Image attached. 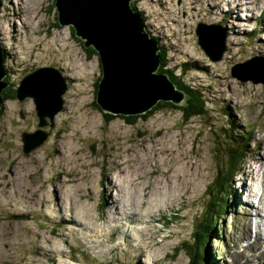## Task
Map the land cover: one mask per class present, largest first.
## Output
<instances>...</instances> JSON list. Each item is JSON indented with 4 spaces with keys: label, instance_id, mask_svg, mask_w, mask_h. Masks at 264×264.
Returning <instances> with one entry per match:
<instances>
[{
    "label": "rangeland",
    "instance_id": "obj_1",
    "mask_svg": "<svg viewBox=\"0 0 264 264\" xmlns=\"http://www.w3.org/2000/svg\"><path fill=\"white\" fill-rule=\"evenodd\" d=\"M134 10L141 14L145 31L166 51L165 74L200 89L208 116L185 123L178 110L156 111L130 126L120 115L105 114L95 102V84L101 77L98 54L85 51L72 27L59 26L55 0H0L6 74L0 80L8 83L0 108V264H27L24 258L34 264H189L183 247L191 240L193 226L202 215L214 221L212 197L206 193L216 175L212 133L224 128L229 134L232 126L252 139L242 173L224 187L223 220L203 264H264V221L256 224L254 218L249 238L243 237L245 197L238 181L248 165L258 174L259 187L264 179V74L256 75L258 83H243L231 75L235 65L264 57V0H139ZM200 23L214 27L206 33L225 34L227 52L220 62H211L198 45L195 30ZM43 67L60 70L65 79L46 71L26 91L42 80L52 82L55 91L67 88L53 122L45 119L40 125L34 99L18 101L15 89ZM42 100L48 110L51 99ZM38 132L35 139L48 134L46 141L24 154L22 135ZM128 179L126 198L141 195L144 184L149 192L141 198V207L138 201L136 212L146 210L154 198L159 197V205L122 226L119 193L108 182ZM248 183L255 184L252 179ZM113 206L121 223L108 217ZM72 215L82 226L67 221ZM254 232H260L262 242L256 252L246 250L255 241ZM34 236L37 244L29 239ZM33 248L40 257L47 252L44 259L31 260Z\"/></svg>",
    "mask_w": 264,
    "mask_h": 264
},
{
    "label": "water",
    "instance_id": "obj_2",
    "mask_svg": "<svg viewBox=\"0 0 264 264\" xmlns=\"http://www.w3.org/2000/svg\"><path fill=\"white\" fill-rule=\"evenodd\" d=\"M136 1L138 0H55L59 26L72 27L74 35L83 41L84 48L92 47L98 54L101 80L95 102L106 114L142 115L160 101L176 106L185 104L184 92L178 89L165 73L159 72L160 48L156 40L145 31L141 14L132 8L131 3ZM212 28L214 27L200 23L195 34L197 43L205 55L211 62L217 63L223 59L227 46L225 34L206 33V30ZM1 57L3 58V54L0 49V79L6 76ZM236 69L247 70L250 74L237 73ZM44 71L55 72L62 81L64 80L60 70L38 69L19 82L15 95L20 102L26 96L34 99L40 125L46 123L45 119L53 122V114L63 105L61 96L67 88L63 85L55 91L52 82L42 80L36 84L35 89L26 91L31 81ZM258 74H264V57H252L231 68L232 77L243 83H258ZM7 86L6 81L2 83L0 80V106L3 101L2 91ZM42 98L49 101L51 99L48 110L44 106L47 101ZM50 124L52 127L53 123ZM39 135L40 132L22 135L24 154L37 148L44 139L46 141L48 134H42L40 139H35Z\"/></svg>",
    "mask_w": 264,
    "mask_h": 264
},
{
    "label": "trees",
    "instance_id": "obj_3",
    "mask_svg": "<svg viewBox=\"0 0 264 264\" xmlns=\"http://www.w3.org/2000/svg\"><path fill=\"white\" fill-rule=\"evenodd\" d=\"M139 1V0H138ZM136 2H132L131 6L135 9ZM74 33V29L72 28ZM85 49V48H84ZM89 49V48H88ZM85 49L87 52L95 53L94 49L91 47L89 50ZM160 53V67L159 71L167 73L165 66L162 64V60L166 59V51L161 48ZM96 54V53H95ZM170 78V77H169ZM171 79V78H170ZM101 77L96 82V91L99 88V82ZM172 80V79H171ZM174 80V79H173ZM172 80V81H173ZM177 88L182 89L186 94V101L183 106H176L169 102H158L150 111L139 116H118L127 125L133 126L137 123L139 118L148 117L150 114H154L156 111H170L178 110L181 112L182 120L187 123L193 117H206L208 116V109L206 106V99L200 89L193 86H189L180 82V80L175 79L173 81ZM3 91V95H4ZM15 92V91H14ZM11 93L14 95L15 93ZM10 94V95H11ZM97 106V105H96ZM98 108V106H97ZM100 109V108H98ZM106 114V113H105ZM109 118H112L109 116ZM216 135V136H215ZM215 135L212 133V138L214 139L212 146V155L215 163L216 175L213 179L211 185L207 188V195L211 194V202L209 206L213 210L212 218L214 221H208L203 215L198 223L193 226L191 233V240L189 243H185L183 247V252L188 257L189 264H203L205 261V250L208 247L211 240L215 239V229L219 226V223L223 220L222 213L224 212V207L222 205L224 197V187L229 184L232 179L242 173V167L244 164V159L249 148L248 144L252 139L251 135L240 134L236 132L235 128L230 129V133L227 134L225 129L218 128L215 131ZM237 139V140H236ZM212 190H215V195L212 194ZM220 214V215H219Z\"/></svg>",
    "mask_w": 264,
    "mask_h": 264
},
{
    "label": "bare ground",
    "instance_id": "obj_4",
    "mask_svg": "<svg viewBox=\"0 0 264 264\" xmlns=\"http://www.w3.org/2000/svg\"><path fill=\"white\" fill-rule=\"evenodd\" d=\"M260 5H262V3L260 2L259 3ZM214 7H218V4H215V6ZM27 28V27H26ZM28 45V44H27ZM25 47L26 46H24V50H25ZM20 53V52H19ZM25 54V53H24ZM24 56H26V55H24ZM20 58H22V57H20ZM245 60V59H244ZM236 79V78H235ZM47 105H45V107H46ZM1 108H2V106H1ZM58 112L56 111V114H57ZM45 115H46V113H45ZM45 115H44V117H45ZM235 119V118H234ZM228 121V120H227ZM229 122V121H228ZM228 125V124H227ZM262 138H260V139H258V143H257V150H259L260 149V147H261V143L263 142L262 140H261ZM237 140V139H236ZM262 149H263V145H262ZM262 151V150H261ZM254 154V153H253ZM262 157V156H261ZM261 157H259V158H261ZM253 164V163H252ZM116 165V164H115ZM259 165V164H258ZM261 166H264L263 164H260ZM260 167V166H259ZM262 168V167H261ZM259 170V169H258ZM258 170H256L258 173H259V171ZM125 172V171H124ZM262 172L264 173V171L262 170ZM123 175V174H122ZM257 177H258V174L257 173H255V172H253L252 171V168H250V166L248 165V170L246 171V172H244V174L242 175V176H240V178L238 179V181L240 182V184H241V186L243 187V188H241V190H242V192L244 193V195H246V197L248 198V196H247V194L245 193V190L247 191V193L250 195V197L253 199V200H249V202L251 203V205H253L254 207H255V202H252V201H256L257 202V200H258V202H257V206L255 207V208H257V210L254 208V207H252L251 205H249V203L248 202H246L245 200L242 202V204H243V207H244V210L243 211H241V213H242V216H243V218H244V221L245 222H242L243 224H245L246 225V229H245V232H244V235H243V237L244 238H246V240H247V238H249V228L252 226V220L255 218V220H256V224L258 223V222H262V221H264V216H263V212H264V190H262L261 192H260V189H264V179H262V181H261V183H260V185H261V187H259L257 184H258V180H257ZM128 178H129V176H128ZM132 178V177H131ZM248 179H252V180H254V182H255V184H253V185H249V183L247 184V181H248ZM129 179L126 181V182H123V183H120V182H116V181H109L108 182V185H109V188H111V187H116V189L118 190V193H119V200L121 201V204H122V206H123V212H121L122 213V215H124V220H125V224H122V226H126V223H127V225L128 224H130L131 223V220H133L136 216H137V214H139L140 215V217L141 216H146L148 213H150L151 212V210L154 208V206H157V205H159V200H158V198H154V199H151V200H149V202H148V208L146 209V210H144L143 212H141V213H139V212H136L137 211V204H138V201L140 202V207L144 204L143 203V199L149 194V192L147 191V186L144 184L143 186H142V188H141V192H142V194L141 195H136L137 197H134V199L132 200V198H126V194H127V191H126V188H128V183H129ZM134 181V180H133ZM136 181V180H135ZM240 186V187H241ZM152 188V187H151ZM150 188V189H151ZM128 190V189H127ZM154 190H157V187H156V189H154ZM151 194V193H150ZM235 194H236V203H238L239 202V194H237L236 192H235ZM167 196H168V194H166L165 193V197L167 198ZM171 197V196H170ZM169 197V198H170ZM141 198H143V199H141ZM173 198V197H172ZM130 199V200H129ZM257 199V200H256ZM161 200V199H160ZM173 200V199H172ZM167 201V200H166ZM109 202H111V205H113V203L115 202V201H109ZM173 202V201H172ZM164 203V202H163ZM162 204V203H161ZM165 204V203H164ZM241 203H240V205H242ZM173 205V204H172ZM237 205V204H236ZM260 207H259V206ZM139 206V205H138ZM162 206V205H161ZM108 207H110V205H108ZM116 207L115 206H113V208L112 209H110V210H112V212H111V214H109V213H107L109 216L108 217H110V220L111 221H114L115 223H121V220L120 219H118V218H116V216H119V214H120V212L119 213H115V212H117V211H115L114 209H115ZM163 208V207H162ZM139 210V209H138ZM154 210V209H153ZM156 210V209H155ZM161 210V209H160ZM242 210V209H241ZM154 213V212H153ZM138 215V216H139ZM148 216V215H147ZM69 223H75V224H78V222H77V220H76V218L72 215V216H70L69 218H68V220H67ZM138 221V220H137ZM139 222V221H138ZM149 223V222H148ZM79 226H82V225H80V224H78ZM261 225V224H260ZM243 227V226H242ZM264 229V228H263ZM84 230V229H83ZM85 232H91V231H88L87 229L86 230H84ZM95 231V230H94ZM91 233H93V232H91ZM28 234H30L29 232H28ZM141 237V236H140ZM27 238L25 237V238H22V240H26ZM30 240H32V242L34 243V244H37V241H38V239L34 236V238H29ZM45 243H48L47 241H45ZM254 244V246L255 247H253L252 245ZM29 245H31V244H29ZM262 246V242H260V233L259 232H257V235L255 236V241L253 242V243H248L247 244V246H246V250H248V251H252V252H256V250L257 249H259L260 247ZM260 253H261V251H259ZM46 253L47 252H45L44 254H42L43 255V257H40L39 255L37 256V253H36V251H35V248H33L32 249V251H31V260L33 259L34 260V262H35V260L36 259H38V257H40L39 259H44V255H46ZM253 254V253H252ZM261 255V257H264V252L262 253V254H260ZM48 260H51V258H47ZM26 261V263L27 264H34V263H32L31 261H29V260H27L26 258H24L23 259V262H25ZM25 264V263H24Z\"/></svg>",
    "mask_w": 264,
    "mask_h": 264
},
{
    "label": "flooded vegetation",
    "instance_id": "obj_5",
    "mask_svg": "<svg viewBox=\"0 0 264 264\" xmlns=\"http://www.w3.org/2000/svg\"><path fill=\"white\" fill-rule=\"evenodd\" d=\"M43 68H47V67H43ZM43 68H40V69H43ZM37 70H38V69H37ZM44 72H46V71H44ZM44 72H42V73H44ZM32 73H33V72H32ZM30 74H31V73H30ZM28 75H29V74H28ZM12 88H14V86H12L11 89H12ZM15 90H17V86H16V89H15ZM15 98H16V97H15Z\"/></svg>",
    "mask_w": 264,
    "mask_h": 264
},
{
    "label": "clouds",
    "instance_id": "obj_6",
    "mask_svg": "<svg viewBox=\"0 0 264 264\" xmlns=\"http://www.w3.org/2000/svg\"><path fill=\"white\" fill-rule=\"evenodd\" d=\"M64 79H65V77L64 76H62ZM238 176V175H237Z\"/></svg>",
    "mask_w": 264,
    "mask_h": 264
}]
</instances>
